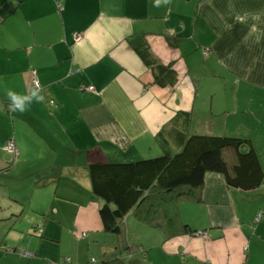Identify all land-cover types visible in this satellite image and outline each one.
<instances>
[{"label": "crops", "instance_id": "0c3cea01", "mask_svg": "<svg viewBox=\"0 0 264 264\" xmlns=\"http://www.w3.org/2000/svg\"><path fill=\"white\" fill-rule=\"evenodd\" d=\"M156 5L0 0V264H264V182L245 192L209 173L141 205L122 234L104 228L89 166L164 154L177 114L190 135L250 140L264 171V0ZM35 77L43 101L13 112L8 92L30 96ZM152 204L174 225L143 221Z\"/></svg>", "mask_w": 264, "mask_h": 264}, {"label": "trees", "instance_id": "16d2710c", "mask_svg": "<svg viewBox=\"0 0 264 264\" xmlns=\"http://www.w3.org/2000/svg\"><path fill=\"white\" fill-rule=\"evenodd\" d=\"M141 51L139 54L148 67L162 68L148 47ZM190 124V115L180 113L162 129L158 135L164 149L161 157L89 166L93 193L102 202L100 215L107 232L122 234L131 213L139 212L141 205L162 199L167 193L182 188L200 190L209 173L222 176L229 187L245 192L263 184L260 157L250 140L190 135ZM168 217V214L165 218L159 216L152 204L142 220L166 230L167 221L171 225L175 222L174 216ZM102 264L128 263L119 259Z\"/></svg>", "mask_w": 264, "mask_h": 264}, {"label": "built area", "instance_id": "2783aa9c", "mask_svg": "<svg viewBox=\"0 0 264 264\" xmlns=\"http://www.w3.org/2000/svg\"><path fill=\"white\" fill-rule=\"evenodd\" d=\"M32 88L34 91H40L42 89L41 87V84L39 82V79L37 77H35L32 81ZM89 91L90 92H94V88L93 87H90L89 88ZM52 105L55 106V103L52 102ZM8 151L13 153V154H17V151H16V148H15V145L14 144H10L9 148H8ZM261 216L262 214H259L258 217L256 218V222H259L261 220ZM86 236V233H82L81 234V237H85ZM8 252L10 253H18L20 254L22 257H26V258H30L31 257V254L27 251V249H11V248H7L6 249ZM71 263V260L70 259H66V261L64 262V264H70ZM52 264H55V263H52ZM90 264H97V262H95L94 260L91 261Z\"/></svg>", "mask_w": 264, "mask_h": 264}, {"label": "clouds", "instance_id": "9594fccd", "mask_svg": "<svg viewBox=\"0 0 264 264\" xmlns=\"http://www.w3.org/2000/svg\"><path fill=\"white\" fill-rule=\"evenodd\" d=\"M165 2L167 3L168 0H165ZM156 6L159 7V0H157ZM7 95L10 101L12 102L10 107L13 112H16V111L24 112L26 110L25 101H31L32 97H35L37 102L43 101V96H40L35 91L32 92L30 96L28 95L21 96L13 91H9Z\"/></svg>", "mask_w": 264, "mask_h": 264}, {"label": "rangeland", "instance_id": "374dc122", "mask_svg": "<svg viewBox=\"0 0 264 264\" xmlns=\"http://www.w3.org/2000/svg\"><path fill=\"white\" fill-rule=\"evenodd\" d=\"M193 131V133H196L195 131H197V130H192ZM199 131V130H198ZM203 131H207V130H202L201 132H197L198 133V135H205L206 133H209L208 131L207 132H203ZM230 131V130H229ZM217 133H219V135L221 134V135H224V130H222V129H217ZM216 135H218V134H216ZM206 136H208V135H206ZM221 137H224V136H221ZM227 137H229V136H227ZM262 155H264V150H261V152H260ZM161 155H163V154H161ZM161 155L160 156H153L151 159H153V158H156V157H161ZM2 246H6V245H2ZM2 246H0V247H2Z\"/></svg>", "mask_w": 264, "mask_h": 264}]
</instances>
